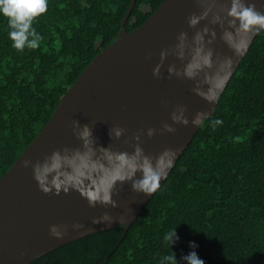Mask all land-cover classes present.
<instances>
[{"label": "trees", "instance_id": "obj_1", "mask_svg": "<svg viewBox=\"0 0 264 264\" xmlns=\"http://www.w3.org/2000/svg\"><path fill=\"white\" fill-rule=\"evenodd\" d=\"M162 0H135L140 26ZM130 0H48L32 27L40 46L19 52L0 15V177L45 126L61 97L117 35ZM144 8V9H143ZM221 125L213 127V121ZM237 137L239 140L237 141ZM176 229L172 245L164 236ZM121 227L61 246L29 264H264V30L158 190ZM196 247H190V244Z\"/></svg>", "mask_w": 264, "mask_h": 264}, {"label": "water", "instance_id": "obj_2", "mask_svg": "<svg viewBox=\"0 0 264 264\" xmlns=\"http://www.w3.org/2000/svg\"><path fill=\"white\" fill-rule=\"evenodd\" d=\"M134 1L130 0L117 35L83 69L61 97L45 126L0 177V264H29L61 246L117 227L122 228L123 235L153 194L134 192L131 181L117 182L112 193L117 207L99 203L91 207L72 189L67 193L61 191L59 195L55 190L43 193L34 179L32 166H23L25 160L31 161L32 165L43 163L54 151L68 148L84 152L91 149L94 158L103 161L106 158L100 149L132 153L136 145L133 137L141 133L140 147L153 162L166 149L176 152L172 168L201 124L211 116L218 97L258 33L251 36L239 55L228 47L222 35L226 30H233L229 28L230 18L227 17L230 0H215V3L209 0L203 7L200 0H162L140 26L125 32L123 25ZM245 3H254L257 11L264 12V0H245ZM206 9H210L207 18L195 28L190 27L188 18L193 14L200 15ZM205 27L208 31L203 33ZM198 31L203 34L200 43L193 40ZM181 32L187 33L184 59L169 54L159 76H154L161 51L173 49ZM195 47L212 50L213 68L205 69L194 80L182 75L170 76L168 68L175 65L176 70L182 72ZM225 58H231L232 64L220 73L226 80L217 99L210 104L196 95L193 88L199 85L206 91L205 74H214L219 61ZM178 107L185 109L183 114H176L189 121L187 126L171 119ZM198 112L207 113V118L199 126H193L192 120ZM75 121L79 124L77 131L85 125L91 129L93 142L87 148L74 134ZM164 124L176 131H163ZM116 127L124 130L119 139L114 133L110 136V130ZM149 129H155L151 138L147 135ZM141 177L142 173L138 172L136 178ZM105 213L113 218L110 225L92 223L94 218ZM74 224H82L84 228L74 229ZM52 226L62 228L65 232L62 239L50 235Z\"/></svg>", "mask_w": 264, "mask_h": 264}, {"label": "clouds", "instance_id": "obj_3", "mask_svg": "<svg viewBox=\"0 0 264 264\" xmlns=\"http://www.w3.org/2000/svg\"><path fill=\"white\" fill-rule=\"evenodd\" d=\"M207 2L209 0H200L202 7ZM211 2L215 3V0H211ZM230 4V9H227V17L230 18L228 20L229 28L233 30L224 31L222 39L230 49L239 55L246 47L251 36L259 30H264V12L257 11L254 3L246 4L245 0H230ZM47 6L48 0H0V15L8 20L10 29L8 36L15 50L23 52L25 48L35 50L40 46L43 38L32 25L35 20L46 13ZM209 10L206 9L200 15L193 14L190 16L188 18L189 26L195 28L201 20L207 18ZM207 31V27L202 30L203 33ZM202 32L195 33L194 42L200 43L203 41ZM244 37L247 39H244ZM186 41L187 33L181 32L178 36V43L173 49L161 51L160 64L154 69V76H159L163 62L169 54H175L177 58L184 59ZM212 57L213 52L211 49L205 51L203 47H195L191 59L183 71L178 72L175 65H172L168 68L169 75L175 74L177 77L182 75L189 80H194L205 69L213 68ZM231 64V58L219 61V68L214 74H205L204 83L208 85L207 90H202L197 85L193 88V92L208 103H214L226 80V76H221L220 73L229 68ZM177 112L183 114L185 109L178 107L171 115L172 121L187 126L189 121L182 118V115L178 116ZM207 115L205 112H198L192 120V125L199 126L207 118ZM222 123L221 120H215L213 121V127ZM77 129H79V124L75 121L73 123L74 134L83 141L84 147L87 148L93 142L91 129L87 125L83 126L82 130L77 131ZM163 131L173 133L176 129L164 124ZM123 132L124 130L119 127L112 128L110 136L114 133L115 137L119 139ZM154 133L155 129H149L147 135L151 138ZM140 135L141 133H137L133 137L136 145L132 153H117L112 152L110 149H100L106 158L103 161L95 159L91 154V149L84 152L64 148L62 151H54L51 156L45 158L43 163L37 162L32 165L31 161L25 160L23 166L25 168L32 166L34 179L38 182L39 189L45 194L55 190V194L59 195L61 191L67 193L72 189L86 199L91 207H95L99 203L101 205L110 204L115 208L117 204L112 200V193L117 182L131 181L134 192L151 195L158 190L161 181L166 177L167 170L173 164L176 152L171 149L162 152L155 158V162H153L152 157L145 155L140 147ZM236 139L238 141L239 137ZM138 172L142 173L141 178H136ZM112 220L113 218L105 213L100 218H94L92 223H107L110 225ZM73 228L80 230L84 228V225L74 224ZM50 235L56 239H62L65 232L61 227L52 226ZM164 240L170 242L171 245L178 240L176 229L166 233ZM190 247L195 248L196 245L193 243L190 244ZM182 259L186 261V264H204V261L198 257L195 251L183 256ZM163 262L164 264H177L175 254L171 252L170 255L163 257Z\"/></svg>", "mask_w": 264, "mask_h": 264}, {"label": "rangeland", "instance_id": "obj_4", "mask_svg": "<svg viewBox=\"0 0 264 264\" xmlns=\"http://www.w3.org/2000/svg\"><path fill=\"white\" fill-rule=\"evenodd\" d=\"M144 9V8H143Z\"/></svg>", "mask_w": 264, "mask_h": 264}]
</instances>
